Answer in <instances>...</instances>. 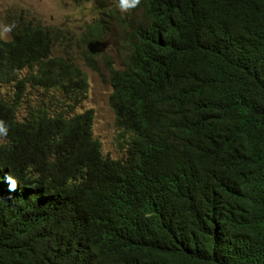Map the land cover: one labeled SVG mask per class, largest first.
Segmentation results:
<instances>
[{
  "label": "trees",
  "instance_id": "obj_1",
  "mask_svg": "<svg viewBox=\"0 0 264 264\" xmlns=\"http://www.w3.org/2000/svg\"><path fill=\"white\" fill-rule=\"evenodd\" d=\"M129 10L109 70L123 159L101 153L91 109L52 110L49 90L73 105L87 86L50 56L52 32L21 18L0 38V86L14 85L0 96V264H264V0Z\"/></svg>",
  "mask_w": 264,
  "mask_h": 264
},
{
  "label": "rangeland",
  "instance_id": "obj_2",
  "mask_svg": "<svg viewBox=\"0 0 264 264\" xmlns=\"http://www.w3.org/2000/svg\"><path fill=\"white\" fill-rule=\"evenodd\" d=\"M21 18L24 22L29 21L52 32L54 44L51 57L70 61L85 74L87 86L84 96L73 105H65L66 99L59 91L51 89L47 92L53 102L52 110L64 109L78 114L91 109L92 133L100 143L101 153L111 159H123L129 133L123 132L115 124V115L109 105L112 91L109 70L121 68L127 53L129 34L139 16L130 10H119L117 17L111 18L102 15L92 1L0 0V26ZM96 22L99 32L90 29ZM9 37V31L4 33L3 39ZM92 39L95 40L94 48L91 47ZM25 73L23 71L21 75ZM13 91V84L0 86V96L12 94ZM28 96L34 100L36 94L29 93ZM24 113L23 109L17 112V119L21 120Z\"/></svg>",
  "mask_w": 264,
  "mask_h": 264
},
{
  "label": "clouds",
  "instance_id": "obj_3",
  "mask_svg": "<svg viewBox=\"0 0 264 264\" xmlns=\"http://www.w3.org/2000/svg\"><path fill=\"white\" fill-rule=\"evenodd\" d=\"M138 2H139V0H118L117 6L121 12H126L127 10L136 7ZM10 27L11 26H9V25L0 26V38H3L4 33H7L8 31H10ZM53 58H55V57H53ZM83 94H84V92H83ZM7 132H8L7 124L3 120H0V136L7 135ZM12 187H14V181L9 179V188L11 189Z\"/></svg>",
  "mask_w": 264,
  "mask_h": 264
}]
</instances>
